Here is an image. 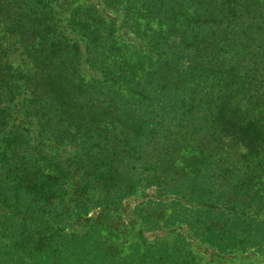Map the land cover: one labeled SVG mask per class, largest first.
<instances>
[{"label": "trees", "instance_id": "trees-1", "mask_svg": "<svg viewBox=\"0 0 264 264\" xmlns=\"http://www.w3.org/2000/svg\"><path fill=\"white\" fill-rule=\"evenodd\" d=\"M102 3L127 17L141 10L144 21L155 23V34L143 39L157 53L152 67L158 71L149 68L154 72L144 95L139 81L123 90L121 58L92 54L88 46L87 65L102 81L84 84L78 45L47 34L32 47L30 58L43 57L26 69L36 82L40 120L53 114L64 132L41 127L35 139L29 129L10 124L9 107L0 114V264H200L181 235L173 242L136 243L124 254L98 236L97 222L82 235L64 232L74 211L80 219L90 209L116 208L150 182L180 200L168 206L163 221L144 219L146 230L184 225L220 254L264 255V107L263 117L238 123L230 108L237 88L227 86L225 96L216 81L208 84V77L225 73L224 63H216L231 57L238 86L249 74L255 78L249 106L264 98V0ZM29 10L28 18L50 22L42 2ZM82 30L88 40L95 33L86 22ZM220 47L229 52L220 56ZM178 69L189 82L177 81ZM5 77L0 63V87ZM104 90L119 100L109 101ZM1 97L0 90V106ZM59 143L70 147V161L50 151Z\"/></svg>", "mask_w": 264, "mask_h": 264}, {"label": "rangeland", "instance_id": "rangeland-1", "mask_svg": "<svg viewBox=\"0 0 264 264\" xmlns=\"http://www.w3.org/2000/svg\"><path fill=\"white\" fill-rule=\"evenodd\" d=\"M32 1H36V3H32ZM39 2L46 6V10L50 14V22L45 26L41 24L40 16L28 18L30 14L29 6L33 5V11H36ZM144 15L147 14L140 10L139 13L131 12L130 16L127 17L124 11L120 9L112 11L106 8L102 0H0V63L6 74L5 81H2L3 85L0 87L2 94L0 114L9 107L8 115H13L10 124L12 125L15 121L14 127L19 126L20 129H29L32 134L31 137L35 139V135L41 132V127H47L63 134V125L55 115L51 114L43 121L40 120L43 117L41 112L38 113L37 111L36 82L33 76H29L26 71L28 62L35 63L37 66L40 65L43 57L30 58L29 51L33 46L34 48L38 47L39 41L42 42L47 34L51 37L56 35L61 39H66L69 44L78 45L81 66L80 76L84 84H88L92 80L102 81L100 73L93 71L87 65V49L90 46L92 54L97 50V53L106 59H110L112 56L120 57L119 68H121L122 73V77H120L122 89H127L130 83L135 89L139 81L138 87L141 86L139 92L144 95V89L146 84L149 83L153 70L158 71V66L152 67L158 60L157 53L143 39L144 36L151 38L155 34V23L144 21ZM130 18H133V20L128 21ZM84 22L95 32L90 40L84 38L82 30ZM229 23H231V20ZM184 25H186L185 22ZM198 26L201 27L200 23ZM164 29H168V27L165 26ZM176 31L179 32L180 30L177 29ZM174 34L176 36L177 33ZM46 44L51 45L52 43L48 41ZM49 45L45 47L46 53L52 51ZM58 47L61 48L62 45L59 44ZM218 50L220 56L229 52L226 47H220ZM188 55L192 57L193 53L191 51L188 54L185 53L182 63L187 62ZM43 56H45L44 52ZM230 58L223 57L222 60L216 63V66L224 63L225 73L208 77V84L212 80L216 81L215 86L218 91L221 90L223 93L227 86H230L233 90L237 88V93L231 101L230 108L232 113L235 114L234 120L238 123L243 118L251 119L253 114L257 119L263 117L260 114L264 107L263 97H260L261 100L255 102V104L252 103V106L248 104L249 97L255 95V78H252L249 74L247 80L241 79L240 81L243 84L238 86L239 79L230 72L233 69V61ZM150 67L153 70H150ZM16 68L19 71H15ZM244 74L242 72L241 77ZM253 76L256 77V73H253ZM177 81L180 84L189 82L180 69L177 72ZM90 85L91 83L84 86L90 87ZM192 91L200 92L198 88L192 89ZM103 92L109 97V101L115 100L116 96L114 97L112 91L104 90ZM122 95H126V93L123 92ZM225 96H227V93ZM118 100L116 98V101ZM102 101L103 98L101 99L103 106L109 102L108 100V102ZM41 104L43 105V103ZM248 107H253L255 109L254 113H250ZM230 119H233V115L230 116ZM226 144H228L227 141L224 142V145ZM50 151L53 154L60 155L65 162L70 161L72 157L70 147L65 144L59 143L50 147ZM240 152H242V155L244 154L242 150ZM167 179L168 177L160 180L166 182ZM155 180L158 181V178ZM69 198L71 196H67V199ZM179 200V197L170 195V192L159 191L158 187L150 182V184L140 187L134 196L125 199L116 208L90 209L88 214L80 219L76 218L77 212L74 211L71 214L70 221L65 225L64 232L66 234L82 235L86 233L89 225L97 222L100 226L98 236L109 241L113 245L111 248L114 251L124 254L128 253L130 246L136 243L141 245L143 243L153 244L156 241L173 242L177 235H181L188 242L190 251L200 264H264V255L254 250L220 254L194 239L184 225H177L174 228L159 226L154 231L145 229L144 219L157 217L163 221L168 215V206ZM181 202L187 206L184 201L181 200ZM130 251H132V248Z\"/></svg>", "mask_w": 264, "mask_h": 264}]
</instances>
